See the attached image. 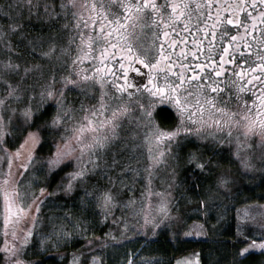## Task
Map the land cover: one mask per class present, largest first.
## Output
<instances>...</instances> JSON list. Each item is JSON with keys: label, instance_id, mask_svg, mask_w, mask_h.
I'll return each instance as SVG.
<instances>
[{"label": "snow or ice", "instance_id": "obj_1", "mask_svg": "<svg viewBox=\"0 0 264 264\" xmlns=\"http://www.w3.org/2000/svg\"><path fill=\"white\" fill-rule=\"evenodd\" d=\"M164 112L167 125L156 119ZM181 159L220 170L194 209L203 217L235 198L222 161L264 183V0H0V264H43L29 258L37 238L41 256L84 238L57 254L61 264H201L199 254L161 261L141 256L143 246L114 251L160 228L180 238L186 219L172 191ZM56 193L92 219L64 211L43 220ZM243 218L229 264H264V223ZM109 220L119 239L111 230L87 238ZM193 234L202 233H183Z\"/></svg>", "mask_w": 264, "mask_h": 264}, {"label": "trees", "instance_id": "obj_2", "mask_svg": "<svg viewBox=\"0 0 264 264\" xmlns=\"http://www.w3.org/2000/svg\"><path fill=\"white\" fill-rule=\"evenodd\" d=\"M33 62H39L48 65L47 61L40 60L38 56L35 57ZM48 66L50 67V65ZM49 115L50 113H46L45 116L37 120V123H43L44 119ZM157 118L159 120H163V123L165 125L170 122V115L167 112L157 115ZM183 171L184 175L187 178V181L185 183L188 185L189 191L192 193H202L203 182L208 183L209 180L213 181L211 175L207 176L206 173L193 171L192 168L186 167ZM250 179H253V181H248ZM242 180L243 183L240 184V187L234 188L232 190L233 193L235 192L234 201L237 203L240 202L239 195L236 194L237 192H239L240 197L242 196L243 198L242 202L245 204L264 203V183H261L260 174L254 178H243ZM56 183L57 181H52V187L48 189L49 192L54 191ZM196 185H199L200 187L196 188ZM138 194L139 193L137 192L136 195ZM123 195L124 197H127L129 193H124ZM48 199H52L59 204H68L70 203V201H78V199H65L64 194L62 193H56L54 197L47 198L46 201H48ZM179 210L180 213H182V209L179 208ZM116 215L119 216L120 212H117ZM238 222L240 221H238L234 214L230 212L223 220H221L220 223L216 224L214 228L209 229L207 231V236L204 238L180 237L178 240H175L171 238L173 232L172 229L170 230L167 228H160L157 230L156 236L152 238H148L149 236H147L140 239H142V241L144 242H148L149 249L155 250L154 255L162 257L164 261H166L168 256L170 255H188L189 253H192L199 254L201 264H229V261L231 260L230 253L233 250L232 241L235 239ZM110 230L117 236L118 239L120 238L119 231L116 229V226L111 223L110 220L106 224L98 223L97 227L91 230V232L87 233L86 235L88 239H91L93 235L97 237H103L104 233L109 232ZM245 230L251 233L252 231L257 230V226L248 223ZM83 243H85L84 238H80L77 242L72 243L67 249L63 247L58 249L49 248L48 251L45 252L42 256L40 255V251H37L36 255L32 256L29 250V258L42 259L43 264H61L62 255H57L58 253L63 254L65 251L71 253L74 249L80 248ZM96 243L99 244L101 243V241L98 240L96 241ZM239 246L243 247V245ZM140 247L141 246H139L138 248ZM177 248H181L184 251L177 252ZM143 249H145V245H143ZM260 258L261 257L258 255L249 257V259L253 261L259 260ZM64 264H66V262H64Z\"/></svg>", "mask_w": 264, "mask_h": 264}, {"label": "rangeland", "instance_id": "obj_3", "mask_svg": "<svg viewBox=\"0 0 264 264\" xmlns=\"http://www.w3.org/2000/svg\"><path fill=\"white\" fill-rule=\"evenodd\" d=\"M76 95V93H70L69 94V98L71 99L72 97H74ZM74 103H78L79 101H73ZM166 107V106H165ZM139 116V113H133V120L131 121L133 124L135 123V119L134 117ZM157 120H159L156 117ZM198 147L197 144L193 143V144H188L183 148V151L180 153L181 156H183L185 153H187L190 150H195ZM202 148V145L199 146ZM175 151V149H174ZM145 155H146V150H145ZM205 157H211L213 160L217 159V156H213L212 153L210 152H205L204 153ZM224 155H227V153H225ZM144 164H147V160H143L142 161ZM180 166L177 167L176 169V176H177V184L178 186L172 191V195L177 197L179 200V208H181V215H183L186 219V225L185 227L180 229V237L182 238H204L207 236V231L209 229H212L216 226V224L220 223L221 220H223L227 214H229L230 212H232L234 214V216L236 217V219H238V221H240V223H244V213H250L253 215H256V218L259 222L264 223V217H261L259 215V213L261 211H264V208L262 207H256V205H260V206H264V203L261 204H257V203H250V204H245L242 202L243 198L242 196L240 197V193L237 192L236 194L239 195L240 198V202H235L234 199L232 198H228L224 200L223 204H219L216 203L214 205V207L211 209V211L208 213V215L206 217H203L200 214H196L194 209L197 207L198 201L199 199L204 197V193L205 190L207 189L208 185L213 183L215 180L216 175L219 174V169L216 170L215 174H211V178H213V181H210L208 183L203 182L202 185V193L199 192V195L192 193L189 191V187L188 185L185 183L187 181L186 176L184 175V169L187 167L186 165H184L183 160L181 159V161L179 162ZM223 168L231 169V174L236 177L234 184L232 185V190L234 188H239L240 184L243 183V178H254L257 175H259L260 173H256L255 176H253L252 174L249 175H244L241 176L240 172L237 170L238 169V165L236 163H230L227 160H224L221 162ZM257 167H259V165H257ZM162 177L163 178H168L169 177V170L167 169H163V167H161L160 170ZM203 173V172H201ZM207 176H210L209 174H207ZM248 181H253V179H250ZM157 185H159V180L154 181ZM142 183L139 182L137 184V188H139V184ZM43 185H36L35 187L37 188V190L39 189V187H41ZM235 194V192H234ZM243 194V193H242ZM241 194V195H242ZM127 198V197H124ZM45 199V197L43 195L38 196V201L39 200H43ZM59 205H65L66 207H59ZM33 212H35V206H33L32 209ZM64 211H71L74 214H79L81 212H84L85 215H87V218L89 220L92 219V215L91 213H88L86 210L81 209L79 207V200L76 202H72L70 201V203H66V204H59L56 201L52 200V199H48V201H46V203L44 205L41 206V211H40V216L43 220L47 221L48 217L51 216H59L61 215ZM97 220L99 219V217L96 218ZM196 222L197 225H203L202 228L200 227H193V222ZM98 224V223H97ZM97 224H94L93 227L90 229V231L88 233L91 232V230L95 229L97 227ZM252 224V223H251ZM41 230H46L41 228ZM172 231H174V228L172 229ZM186 232H201L202 234L197 236L195 234L193 235H188L185 236L183 235V233ZM148 238H152L154 236H152L151 234L148 235ZM147 237V236H146ZM3 241H0V244H2ZM145 245V249H143V251L141 252V256L144 257H158L161 261H164V259L160 256L154 255L155 250L153 249H149V244L148 242H144L142 241V239L140 238H133L131 243H126L124 244L123 247H120L118 249H115V252H118L120 254H124L126 252L127 249H131L133 251H135L139 246H143ZM61 248V247H59ZM58 249V248H55ZM33 251L37 252L40 251L39 250V244H38V238H37V248L36 249H30V252L32 253ZM194 258V257H192ZM111 264H115V261H112Z\"/></svg>", "mask_w": 264, "mask_h": 264}]
</instances>
